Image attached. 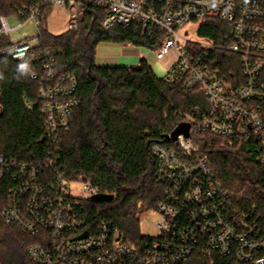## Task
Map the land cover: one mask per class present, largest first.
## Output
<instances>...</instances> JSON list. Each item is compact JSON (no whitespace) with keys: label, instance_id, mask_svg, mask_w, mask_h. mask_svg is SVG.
Wrapping results in <instances>:
<instances>
[{"label":"built area","instance_id":"1","mask_svg":"<svg viewBox=\"0 0 264 264\" xmlns=\"http://www.w3.org/2000/svg\"><path fill=\"white\" fill-rule=\"evenodd\" d=\"M104 10L102 25L142 24V34L151 41L157 61L172 58L165 66L167 83L182 82L193 91L202 90L206 105L179 114L164 131L165 141L154 143L158 159L156 178L163 197L154 210L159 219L142 238L133 239L110 220L95 230L80 216L76 204L101 192L85 175L69 180L54 172L60 159V131L67 129L79 107L77 77L57 78L55 57L44 46L42 18L45 8L70 10L68 29L75 30L84 15L83 0H38L24 3L14 14L20 23L11 26L0 15V57L38 62L44 71L38 106L45 118L48 137L55 144L42 159L17 161L0 154V179L11 181L1 214L5 222L37 237L28 248L34 264H180L200 252L206 256H234L252 264H264V231L249 214L231 203L229 190L217 179L209 157L202 154L195 136L211 132L229 146H246L264 167V0H92ZM216 18L230 24L232 42L221 45L199 34L203 20ZM198 23L202 40L181 33ZM26 24L36 33H12ZM130 46L134 44L129 43ZM239 57L240 73L229 67V78L220 67L216 51ZM229 66H231L229 64ZM33 78L38 74L32 73ZM3 89L0 85V100ZM189 124V135L173 133ZM73 182H80L84 197L74 196ZM84 232L86 237L79 238ZM1 264V263H0Z\"/></svg>","mask_w":264,"mask_h":264},{"label":"trees","instance_id":"2","mask_svg":"<svg viewBox=\"0 0 264 264\" xmlns=\"http://www.w3.org/2000/svg\"><path fill=\"white\" fill-rule=\"evenodd\" d=\"M36 1L0 0V15L12 16L24 3ZM83 3L79 28L59 34L47 29L50 7L43 12V43L55 57L56 77L76 75L80 99L69 127L60 131V159L53 171L62 172L69 180L85 175L102 193L114 195L111 201L84 198L76 204L91 230L110 220L127 236L139 239L142 214L154 211L164 192L156 178L158 159L152 146L165 141L164 131L180 113L207 102L202 90L189 91L182 82L167 83L158 77L146 58L137 68L99 65L96 51L102 42L158 48L161 40L151 41L143 35L139 21L106 29L102 25L104 10L92 0ZM199 34L221 45L232 42L230 24L216 18L203 20ZM214 56L220 58L228 78L229 67L240 73L238 55L218 50ZM43 74L38 62L0 57V154L8 158L42 159L55 145L46 133L40 108L29 106V102L39 100ZM195 139L202 154L213 163L217 179L229 190L231 203L264 231V167L245 145L231 147L225 138L211 132L197 134ZM11 184L7 176L0 179V263L34 264L28 248L37 237L7 224L1 214ZM180 264L252 263L197 252Z\"/></svg>","mask_w":264,"mask_h":264},{"label":"rangeland","instance_id":"3","mask_svg":"<svg viewBox=\"0 0 264 264\" xmlns=\"http://www.w3.org/2000/svg\"><path fill=\"white\" fill-rule=\"evenodd\" d=\"M69 19H70V10L66 7H59V6H51L49 9V13L47 15V29L55 34H59L62 32H65L68 29L69 26ZM9 23L10 25L16 26L21 21L16 15H12L9 17ZM199 24L193 23L188 24L185 28L181 29V33L189 37L195 41L202 40V37L199 36L197 30H198ZM24 32H27L29 34L36 33V29L31 24H26L25 26L21 27L20 29L14 31L12 33V37L14 38H21L22 34ZM121 44L118 43L119 52L122 49V53L126 57V64L132 65L135 64L137 61H139L140 57L146 56L147 60L151 64L155 74L158 77H162L165 71V66L169 63L170 59L172 58V55H170L168 58H166L164 61H157L155 58V54L152 52V49L150 47H147L145 45H133L130 46L129 43L127 48H122ZM125 44V43H124ZM142 55V56H141ZM1 111V107H0ZM72 187L76 189V192H74V196L77 198L84 197L83 194L80 192L81 183L80 182H73ZM84 199V198H82ZM159 219V214L156 211H145L142 214L141 218V229L144 232H149L153 229L154 223L157 222Z\"/></svg>","mask_w":264,"mask_h":264},{"label":"crops","instance_id":"4","mask_svg":"<svg viewBox=\"0 0 264 264\" xmlns=\"http://www.w3.org/2000/svg\"><path fill=\"white\" fill-rule=\"evenodd\" d=\"M128 44H121L122 48H127ZM118 43H110V42H102L98 45L96 51V62L99 65H126L132 68H137L140 65L142 58H146V56L140 57L139 61L135 64L129 65L126 64V57L122 53V49L119 52ZM147 59V58H146Z\"/></svg>","mask_w":264,"mask_h":264},{"label":"water","instance_id":"5","mask_svg":"<svg viewBox=\"0 0 264 264\" xmlns=\"http://www.w3.org/2000/svg\"><path fill=\"white\" fill-rule=\"evenodd\" d=\"M189 128H190V125L189 124H180L176 130L174 131L173 133V136H174V139L177 138V136L181 133H184L185 135H189ZM93 199L95 201H111L114 199V195L113 194H108V193H99L97 195H94L93 196ZM88 235V232H84L79 238H82V237H86Z\"/></svg>","mask_w":264,"mask_h":264}]
</instances>
